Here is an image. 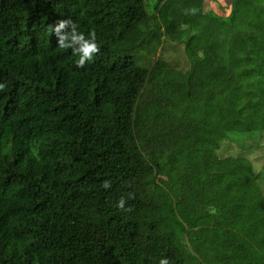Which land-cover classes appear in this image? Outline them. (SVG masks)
Returning <instances> with one entry per match:
<instances>
[{"label": "trees", "instance_id": "16d2710c", "mask_svg": "<svg viewBox=\"0 0 264 264\" xmlns=\"http://www.w3.org/2000/svg\"><path fill=\"white\" fill-rule=\"evenodd\" d=\"M0 84V264H264V0H0Z\"/></svg>", "mask_w": 264, "mask_h": 264}, {"label": "clouds", "instance_id": "9594fccd", "mask_svg": "<svg viewBox=\"0 0 264 264\" xmlns=\"http://www.w3.org/2000/svg\"><path fill=\"white\" fill-rule=\"evenodd\" d=\"M187 13L195 15L196 8H190L186 10ZM52 34L57 38V45L60 49H70L74 55H77L79 59L76 62L77 67L83 68L87 62L93 60L94 56L100 51L101 45L97 42L96 34L94 30L88 32L87 36L78 31V26L70 19L58 20L54 25L50 26ZM5 85L0 84V90H3ZM104 189H109L111 183L105 180L102 184ZM127 200L121 196L116 201V207L123 212H131L132 207H125ZM159 264H169L167 258H161Z\"/></svg>", "mask_w": 264, "mask_h": 264}, {"label": "rangeland", "instance_id": "374dc122", "mask_svg": "<svg viewBox=\"0 0 264 264\" xmlns=\"http://www.w3.org/2000/svg\"><path fill=\"white\" fill-rule=\"evenodd\" d=\"M144 1L153 2L154 0H144ZM233 1L234 0H202V11L205 14L216 16L220 20L228 22L231 12L233 10ZM182 49H183L182 43L170 42L167 39L163 38L155 54L156 55L160 54L161 58L169 63L184 65L185 60ZM260 141L264 145V138H262ZM236 151H238V147L235 144L226 143L220 146V148L216 151V154L223 156V155L233 154ZM248 157L252 162V164L257 166L261 162V160L259 159L260 157H262L261 150L250 149V152L248 153ZM261 187L264 191V182L261 183ZM166 188L171 195L175 194V190L169 184L166 185ZM205 222L208 223V220L202 219L199 222V219H192L190 221V224H188V226L194 227Z\"/></svg>", "mask_w": 264, "mask_h": 264}]
</instances>
